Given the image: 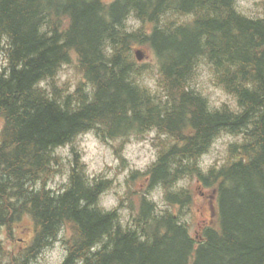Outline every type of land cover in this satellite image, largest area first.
I'll list each match as a JSON object with an SVG mask.
<instances>
[{
  "label": "trees",
  "instance_id": "obj_1",
  "mask_svg": "<svg viewBox=\"0 0 264 264\" xmlns=\"http://www.w3.org/2000/svg\"><path fill=\"white\" fill-rule=\"evenodd\" d=\"M238 2L0 0V34L6 33L13 45L6 50L10 64L5 72L10 68L11 75L0 74L4 121L0 127V225L12 226L25 214L35 223L27 247L5 252L0 244V256H9V264H30L64 227L74 233L63 241L69 249L64 264H75L81 256L85 264H264V17L256 10L254 18L238 13L234 7ZM133 11L141 27L127 33L123 21ZM188 12L195 14L192 23L177 26L170 19L160 27L162 15ZM64 17L70 18V26L61 31ZM44 24L48 28L41 34L38 30ZM107 40L115 50L111 58H105L101 50ZM137 44L151 46L165 60L159 71L163 96H150L128 79L148 68L135 56ZM71 48L80 54V72L96 86L91 103L83 102L87 100L83 82L66 98V104L73 98L81 100L75 112L62 110L33 88L34 82L54 74L62 61L70 62ZM202 56L216 77L206 84L222 85L238 95L245 109L240 115L234 116L227 104L223 110L208 111V98L189 87L196 81L195 65ZM228 64H238V71L232 72ZM245 81H251L253 88L245 87ZM53 87L59 99L63 90L54 82ZM97 122L102 125L97 129L101 137H120L154 125L168 134L154 143L159 148L158 161L147 172L133 173L132 178L143 176L146 185L128 192L129 203L139 209L133 218L135 230H122L116 211L102 214L89 207L112 181L86 187L78 157L73 162L71 188L57 195L46 187L51 174L58 171L48 167L50 146ZM249 123L253 124L246 132L250 139L231 146L230 163L203 174L197 161L221 130L239 132ZM172 164H176L174 171H170ZM182 177L193 179L195 187L172 191ZM37 179L42 181L39 190L34 188ZM157 185L164 187L169 206L162 216L154 214L156 205L147 199ZM197 191L210 197L211 213L195 235L192 222L178 224L177 220L190 216ZM82 197L87 203L80 207ZM105 233L113 248L107 250L105 243L103 249L91 252L90 246Z\"/></svg>",
  "mask_w": 264,
  "mask_h": 264
},
{
  "label": "clouds",
  "instance_id": "obj_2",
  "mask_svg": "<svg viewBox=\"0 0 264 264\" xmlns=\"http://www.w3.org/2000/svg\"><path fill=\"white\" fill-rule=\"evenodd\" d=\"M111 2V0H109ZM234 7L238 13L254 18V13L248 9L252 8L251 3L238 2L234 4ZM260 16L264 17V10H258ZM173 20L177 26L192 23L195 20V14L192 12L185 13L183 15L175 14L162 15L160 18V27L163 28L169 20ZM124 31L127 33L134 32L141 27V20L135 15V12H130L129 15L124 19ZM70 26V18L64 17L61 27V31L65 30ZM48 28L47 24L42 25L39 28V33L43 34ZM116 28L119 29L120 25L117 24ZM151 28V25H149ZM48 35H52L48 32ZM63 43V41H61ZM13 47L11 38L5 33L0 34V74L8 78L11 75V69L7 72L5 69L10 64L9 54L6 51ZM102 53L105 58H111L114 55V48L110 40H107L102 45ZM70 62L62 61L55 73L49 76H45L34 82L33 88L38 89L40 94L43 95L47 100H55L59 104L62 110L70 109L72 112L78 111L81 107V100L73 98L68 104L65 103L66 98L75 93L78 85L83 82V92L87 95V100L84 103H91L95 99L96 86L87 81L83 72H77L76 68L80 63V54L75 48L68 50ZM228 67L232 72H237L239 69L238 64H228ZM159 65L154 69L153 75L144 73L137 75L132 73L128 79L138 86L141 90H146L150 96L161 94L163 96L162 86L159 84ZM195 71L199 73L196 77L195 83L189 85V87H195L205 97L208 98V111L215 112L217 110H223V106L227 104L229 111L234 116L240 115L245 109L240 104L239 97L235 93H230L224 86H215L210 84L209 87L204 88L200 82L215 81V71L213 66L208 62L206 56L200 57L198 63L195 65ZM53 82L56 88L63 90L62 95L59 99L56 98ZM240 82L239 79L237 81ZM244 86L249 89L253 88L251 81H245ZM187 90V89H186ZM166 98V97H165ZM131 114V113H130ZM163 115V113L161 114ZM3 117H0V127L3 126ZM102 125L97 122L95 127L88 129H82L76 132L73 137L69 140H65L62 143H57L51 147L50 159L48 167L56 169L48 179L46 187L48 189L56 190V194H62L72 186L71 177L73 175V162L78 157V164L80 171L86 178L84 180L86 187H95V185L101 180H111L112 185L102 191L94 204L89 207L98 208L102 214H108L113 211L117 212L118 223L122 230L127 231L129 229L135 230L137 228L134 222V217L138 215L139 209L134 207H121V198L124 196L126 188V180L129 177L131 171H139L141 173L147 172L159 159V148L153 146V139L159 137L161 140L167 139V133L159 132V129L154 125L150 129L145 130L143 136L145 139L138 140L135 132L129 134V143L120 151L117 155L114 150L109 147L107 149V157L101 159L97 153V145L101 144V138L97 135V129ZM253 127L252 123H249L246 128H243L239 132L224 131L221 132L213 139L210 147L207 151L201 153L197 167L200 171L207 175L210 170H219L221 167L230 163V150L233 144L243 145L250 139L246 136V132ZM125 137L120 136L111 140V144L120 146ZM158 143V141L156 142ZM143 148V151L137 152V148ZM121 157L126 158L128 165L122 171H117V167L121 163ZM57 158L58 161L57 162ZM110 166V167H109ZM176 164H172L170 171H174ZM189 186V180L187 177L179 178L175 181L172 186V191H180L186 189ZM42 187V181L37 179L34 188L39 190ZM119 193V195H116ZM147 199L153 202L156 206L154 208V214L156 216H162L165 210L168 209V204L165 200V189L162 185H157L148 195ZM87 201L82 197L79 201V206L83 207ZM185 222L191 223V216H181L178 220V224ZM116 225H113V233L115 232ZM74 235L71 231L66 230L62 227L57 235V239L52 243L51 246H46L36 256L30 264H64V261L69 255V249L64 244V239H71ZM109 236L107 233L103 234L101 239L94 242L90 246L91 252H96L103 249L105 243L109 242ZM141 240H144L143 235L140 236ZM0 244H2L5 252H12L15 245L9 243V237L7 233V227L0 225ZM113 243H108V249L113 248ZM10 257L7 255L0 256V264H9ZM75 264H85L84 257H77Z\"/></svg>",
  "mask_w": 264,
  "mask_h": 264
},
{
  "label": "rangeland",
  "instance_id": "obj_3",
  "mask_svg": "<svg viewBox=\"0 0 264 264\" xmlns=\"http://www.w3.org/2000/svg\"><path fill=\"white\" fill-rule=\"evenodd\" d=\"M263 1L264 0H239V2H241V3H243V2L251 3L252 8H250L248 10L249 11L256 10V13H260L258 10H260L261 6L264 5V4H262ZM256 3L262 4V5L260 6V5H257ZM139 49L144 50L145 54L148 53V56L144 55L142 60H139V62L141 64L142 63L147 64L146 66L148 67L146 69V71H143V73H147L148 75L155 74L154 70H151L150 67L154 66L156 69V66L159 65V62L155 60L153 51L147 45L140 46ZM76 71L77 72L81 71L79 68V65L76 68ZM198 75H199V73H196V77ZM200 83L202 84V86L204 88H207V87H209L210 84H212V83L206 84L208 82H200ZM132 132H135L136 138L138 140L146 138L143 136V133L145 131L136 132L135 130H133V131H130V132L125 133L123 135V137H125V139L122 141L120 146H115V145L111 144V140L114 138H117V137H108L107 140H103L101 138V136H99L97 134L101 138V141H102L101 144L97 145V153L99 154L100 158L103 160L107 157V149L109 147H111L114 150V152L118 155L120 153V151L123 149V147H125L126 144L130 142L128 137H129V134ZM157 138L160 139V137H158V135H157V137H155L153 139V146L154 147H157L156 144L154 145V143H156ZM136 151L141 152V151H143V148L142 147L137 148ZM127 165H128L127 159L121 157V163L117 167V171L118 172L122 171L124 168L127 167ZM135 172H137V171H135V170L131 171L129 173V177L127 178V180L125 182L127 190H126L124 196L121 198V201H123L125 203V205L123 207H125V206L132 207L131 204L129 203V199H130V197H129L130 195L128 194L129 190H139V188L143 190V188L146 186L144 183L143 176L138 175L135 178H132L133 173H135ZM188 180H189V187L194 188L196 185L194 180L193 179H188ZM112 183H113V181L111 182V185H112ZM207 190H210V189H207ZM209 193H210V191L207 192V194H209ZM116 195H119V193H116ZM209 200H210V197L208 195L203 196V195H201L200 192L197 191V200L195 201V203H193L192 208H191V213H190V216L192 218V233L193 234H196L197 231L201 229V227H202L201 225L203 224L204 220H209L210 213H211L210 207H209ZM135 208H137V207L135 206ZM33 225H34V222H33L32 218L29 215H26V214L23 215L21 217L20 221L15 224V226H14L15 228L13 229L12 235L11 236L8 235L9 243L15 242L17 244V246L19 245L20 247L22 245H26V242L24 241V239L25 240L30 239L31 234H32Z\"/></svg>",
  "mask_w": 264,
  "mask_h": 264
}]
</instances>
